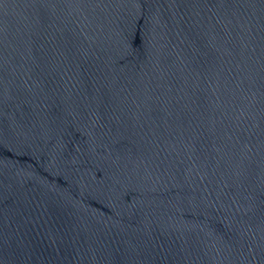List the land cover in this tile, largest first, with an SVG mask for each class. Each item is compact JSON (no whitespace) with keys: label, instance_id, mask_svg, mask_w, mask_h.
<instances>
[{"label":"water","instance_id":"95a60500","mask_svg":"<svg viewBox=\"0 0 264 264\" xmlns=\"http://www.w3.org/2000/svg\"><path fill=\"white\" fill-rule=\"evenodd\" d=\"M0 264H264V0H0Z\"/></svg>","mask_w":264,"mask_h":264}]
</instances>
